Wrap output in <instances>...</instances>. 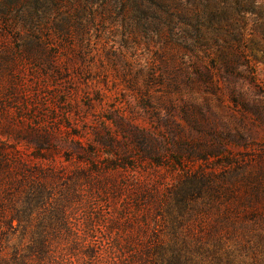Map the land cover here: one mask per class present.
<instances>
[{
  "label": "rangeland",
  "instance_id": "374dc122",
  "mask_svg": "<svg viewBox=\"0 0 264 264\" xmlns=\"http://www.w3.org/2000/svg\"><path fill=\"white\" fill-rule=\"evenodd\" d=\"M0 200L9 258L90 253L98 213L164 264H264V0H0Z\"/></svg>",
  "mask_w": 264,
  "mask_h": 264
},
{
  "label": "trees",
  "instance_id": "16d2710c",
  "mask_svg": "<svg viewBox=\"0 0 264 264\" xmlns=\"http://www.w3.org/2000/svg\"><path fill=\"white\" fill-rule=\"evenodd\" d=\"M26 176L27 174L24 173V171L17 172V176L12 174L9 185L3 187L4 198H6V200L11 196V188L15 181L20 182L24 180ZM4 205L5 201L0 200V211L2 210L1 207H4ZM93 216L92 219L88 220L87 228L90 237L96 240H94V245L91 252L88 253L89 255L86 253L78 255L79 252H77V248L73 242H68L66 247L57 251V246L60 245L61 241V239H59L56 243V248H53L51 243L44 242L43 246L41 245L38 249L30 248L26 253L16 254L12 258H9L8 255L3 253V242L0 241V264H76V258H78V264H164L165 260H167V251L169 249H166L160 241H156V239H158L157 233L152 235V237L149 236L151 233H148L147 223H143L141 227L146 242L139 245V249L133 251L129 248L134 246L133 242L130 241L128 244H122L112 237L111 232L114 228H118L114 222L112 223V227L108 226V229H111L109 234L104 232L105 235L103 240H99L96 226L101 227L103 222L99 219L100 215H98V213L93 214ZM14 218L15 215L12 217V221L15 220ZM73 232V228L70 227L66 232L68 238H64V241L73 237ZM135 239L137 238H130V240L133 241H135ZM84 256H89L90 259L88 260L86 258L87 260H85ZM182 257L183 256L180 254L175 256L173 260H170L169 264H184L182 262Z\"/></svg>",
  "mask_w": 264,
  "mask_h": 264
}]
</instances>
